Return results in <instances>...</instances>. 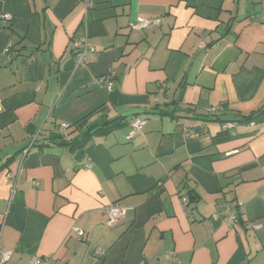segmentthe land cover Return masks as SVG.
Segmentation results:
<instances>
[{
    "label": "crops",
    "instance_id": "crops-1",
    "mask_svg": "<svg viewBox=\"0 0 264 264\" xmlns=\"http://www.w3.org/2000/svg\"><path fill=\"white\" fill-rule=\"evenodd\" d=\"M263 11L264 0H0L5 264H264V110L236 121L264 107ZM137 16L164 21L131 28ZM81 35L93 50L76 65ZM135 117L145 123L127 140ZM61 123L67 138L94 132L70 151L48 139ZM109 204L124 208L114 226Z\"/></svg>",
    "mask_w": 264,
    "mask_h": 264
},
{
    "label": "built area",
    "instance_id": "built-area-1",
    "mask_svg": "<svg viewBox=\"0 0 264 264\" xmlns=\"http://www.w3.org/2000/svg\"><path fill=\"white\" fill-rule=\"evenodd\" d=\"M264 13V11H263ZM0 18L1 19H6L9 20L11 19L10 14L8 13H0ZM164 21L163 17H152V18H144L141 16H137L133 22L130 23V27L134 29H148L151 27L159 26L162 22ZM72 51L74 53V59L76 65H83L87 62V57L89 52L93 50L90 42L88 41V38L86 35H81L78 38L74 39L72 42ZM106 77L105 76H99L97 77L96 81L98 83L105 81ZM112 84L111 80L107 79L106 86L107 88H110ZM163 89H161L157 95L155 96V99L158 100L163 96ZM0 110H1V99H0ZM220 110L219 106H211L207 108V111L211 115H217ZM145 123V119L141 117H135L133 121L130 124V128L126 134V139L130 140L132 139L137 133L140 132L142 126ZM252 123V121H250ZM237 125V122L235 121H225L222 123V128L223 129H228L233 126ZM70 125L67 123H61L59 124L57 128V134L60 137L66 138L68 136ZM86 166H89L87 164ZM7 178H8V183L10 185L11 192L13 193L15 191V178L13 173L8 172L7 173ZM184 203H188V198L184 197ZM104 213L107 216V221L106 224L108 226H114L122 217L124 213V208L117 205V204H109L104 206L103 208ZM227 213V218H226V223L233 225L238 222V215L236 213L230 212L228 208H225L224 210ZM261 225L257 222H249L245 223L244 227L245 228H253L257 229ZM73 233L74 236L78 238H83L85 233L79 229L78 227H73ZM11 252L9 250H4L0 247V264H5L9 257H10ZM175 255L174 251H168L165 254V258L170 260L173 258ZM27 264H54V257L52 255H45V256H32Z\"/></svg>",
    "mask_w": 264,
    "mask_h": 264
},
{
    "label": "trees",
    "instance_id": "trees-1",
    "mask_svg": "<svg viewBox=\"0 0 264 264\" xmlns=\"http://www.w3.org/2000/svg\"><path fill=\"white\" fill-rule=\"evenodd\" d=\"M264 110V107L258 109L257 111L251 112L247 115H242L240 118H238V120H236L237 122H250L252 120H254L255 117H257L258 115L262 114ZM94 126H90L88 127L84 132L81 133V135L79 137H71V138H63L60 137L58 134L55 137H49L48 139L51 141H55V138H59V140L57 141V143L59 145L65 146L67 147L70 151L76 150V149H82L86 143L90 140L93 132H94ZM70 129V128H69ZM69 135V132H68ZM36 140H33V142L31 143L30 146H33L34 144L36 145L37 143H35ZM11 161V157L6 158V160L4 161V163L2 165H0V169L4 168L6 165H8V163ZM193 196H189L188 200H192Z\"/></svg>",
    "mask_w": 264,
    "mask_h": 264
}]
</instances>
